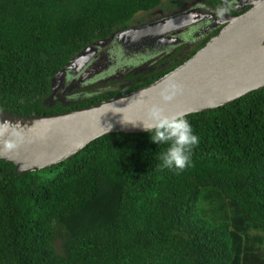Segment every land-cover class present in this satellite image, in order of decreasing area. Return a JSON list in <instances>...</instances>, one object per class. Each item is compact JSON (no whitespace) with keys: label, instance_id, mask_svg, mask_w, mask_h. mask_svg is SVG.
<instances>
[{"label":"trees","instance_id":"16d2710c","mask_svg":"<svg viewBox=\"0 0 264 264\" xmlns=\"http://www.w3.org/2000/svg\"><path fill=\"white\" fill-rule=\"evenodd\" d=\"M161 2L0 0V108L69 111L170 71L179 61L114 93L46 102L86 46ZM14 168L0 159V264H264V87L162 127L107 133L41 170Z\"/></svg>","mask_w":264,"mask_h":264},{"label":"water","instance_id":"95a60500","mask_svg":"<svg viewBox=\"0 0 264 264\" xmlns=\"http://www.w3.org/2000/svg\"><path fill=\"white\" fill-rule=\"evenodd\" d=\"M187 60L157 79L77 109L19 115L0 108V159L17 173L44 169L81 151L112 132H144L190 113L228 104L264 87V0H251ZM194 12L170 16L146 26H130L109 38L129 42L194 24ZM108 38V39H109ZM102 41V40H101ZM86 46L64 70H80L99 51Z\"/></svg>","mask_w":264,"mask_h":264},{"label":"flooded vegetation","instance_id":"af4514ba","mask_svg":"<svg viewBox=\"0 0 264 264\" xmlns=\"http://www.w3.org/2000/svg\"><path fill=\"white\" fill-rule=\"evenodd\" d=\"M250 2L251 0H226L217 6H213L205 0H169L168 3L172 7L170 13L162 14L147 23H142L140 20L139 24H130V26H146L170 16L188 12L196 14L192 15L194 24L176 29L171 28L160 36H148L140 41L129 42L126 39L118 41L117 38H109L107 45L101 52L100 48L92 61L84 68L86 71L84 75H87L88 71H96V75L83 82L77 80L79 74H76V70H63L65 72L62 73L60 83H58L60 96L70 97L66 98L72 100L67 102L69 103L78 98L87 100L104 93H114L123 86L122 84H130L132 75L143 72L142 74H145L146 77L149 73L171 66L172 63L179 61L180 64L192 56L212 36L216 35L227 24L225 21L230 15L242 14L249 10ZM159 7L167 9L162 5ZM66 77L70 80L69 82ZM87 87L88 89L84 90ZM70 89H74V93L71 92L70 95H67ZM59 101L62 102L61 99Z\"/></svg>","mask_w":264,"mask_h":264},{"label":"rangeland","instance_id":"374dc122","mask_svg":"<svg viewBox=\"0 0 264 264\" xmlns=\"http://www.w3.org/2000/svg\"><path fill=\"white\" fill-rule=\"evenodd\" d=\"M168 1L169 0H162V3H161V5L163 6V7H167V9H165V8H162V7H156V8H154V9H152V10H150V11H148V12H139V13H137L135 16H134V18L132 19V24H134V25H137V24H139L140 23V20H142L141 22L143 23H147V22H149V21H151V20H153V19H156V18H158V17H160L162 14H168V13H170L172 10V7L169 5V3H168ZM171 1V0H170ZM160 5V6H161ZM169 9V10H168ZM116 33V32H115ZM107 40L108 39H106V40H102V41H99L98 42V44L100 45L99 46V49H100V52H101V50L107 45L106 43H107ZM137 58H138V56H137ZM64 70V69H63ZM63 70H61L59 73H57L54 77H53V79H52V89H51V93H50V95L48 96V98H47V100H46V102L48 103V104H52V103H54L57 99H58V96H60V85L58 84V83H60L59 81H60V79H61V77H62V73H64L65 71H63ZM142 70H144V69H142ZM84 73H86V71L84 70V68L83 69H80V70H78V71H76V74H79L78 75V78L79 79H77V80H81V81H85V80H87L88 78H91V77H93L94 75H96L97 74V72L95 71V72H92V71H88V73H87V75H84ZM143 72H141V75H144L145 76V74H142ZM80 76V77H79ZM67 78V77H66ZM102 80H104V79H102ZM67 81L69 82L70 80L67 78ZM109 84H110V82H108ZM77 85H78V83H77ZM106 86V85H105ZM105 86H101V87H105ZM88 89V87L87 88H85L84 90H87ZM74 93V89H70V92H68L67 93V95H70V93ZM78 94V93H77ZM65 96V95H64ZM66 98H70V97H59V99H58V101L61 99L62 100V102L65 104V103H67L68 101H72L71 99H66ZM48 177H51L50 176V174H48Z\"/></svg>","mask_w":264,"mask_h":264},{"label":"clouds","instance_id":"9594fccd","mask_svg":"<svg viewBox=\"0 0 264 264\" xmlns=\"http://www.w3.org/2000/svg\"><path fill=\"white\" fill-rule=\"evenodd\" d=\"M130 27V26H129Z\"/></svg>","mask_w":264,"mask_h":264}]
</instances>
